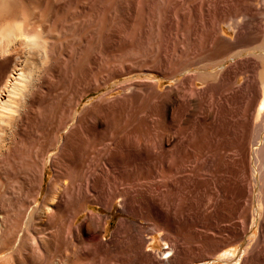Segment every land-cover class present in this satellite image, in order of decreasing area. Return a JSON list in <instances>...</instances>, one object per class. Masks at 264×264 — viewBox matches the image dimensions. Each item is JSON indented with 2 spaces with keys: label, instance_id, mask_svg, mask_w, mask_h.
I'll use <instances>...</instances> for the list:
<instances>
[{
  "label": "rangeland",
  "instance_id": "1",
  "mask_svg": "<svg viewBox=\"0 0 264 264\" xmlns=\"http://www.w3.org/2000/svg\"><path fill=\"white\" fill-rule=\"evenodd\" d=\"M159 1L145 0L143 19L130 21L143 33L130 29L125 76L113 75L103 90L111 92L110 107L95 128L96 137L106 130L112 143L124 135L128 154L113 165L108 185L87 195L78 229L69 224V206L63 210V263L264 264L261 183L249 165V148L264 133V114H255L260 65L253 56L208 59L219 38L239 47L255 37L250 50L260 46L264 0H171L168 12V1ZM133 37L145 54L158 48L159 59L132 51ZM208 68L217 84L191 73ZM147 78L158 81L157 95ZM49 177L47 170L45 184ZM90 212L103 224L95 240L79 227Z\"/></svg>",
  "mask_w": 264,
  "mask_h": 264
},
{
  "label": "bare ground",
  "instance_id": "2",
  "mask_svg": "<svg viewBox=\"0 0 264 264\" xmlns=\"http://www.w3.org/2000/svg\"><path fill=\"white\" fill-rule=\"evenodd\" d=\"M167 1L168 12L174 0ZM147 6L145 0H0V264H64L63 210L69 206V224L78 229L75 223L88 207L87 195L108 185L113 165L128 154L124 135L112 143L106 130L96 137L95 128L109 106L111 92L103 90L114 78L125 76L130 29L143 33L140 24L134 28L130 21L138 18L140 23ZM262 34L260 46L247 54L260 65L256 116L264 114ZM135 40L132 51L146 60L159 59L158 48L145 54ZM257 40L249 38L241 44ZM236 47L219 38L206 57L211 60ZM235 53L237 57L242 51ZM214 67L221 69L219 64ZM205 70L191 73L201 83L217 84L216 71ZM147 79L157 95L158 81ZM94 93L98 98L84 104ZM164 104L169 108L172 103ZM253 142L249 165L261 183L256 196L261 205L264 133ZM47 170L50 177L45 184ZM85 219L79 227L95 233L91 238L95 240L102 220L91 212Z\"/></svg>",
  "mask_w": 264,
  "mask_h": 264
},
{
  "label": "crops",
  "instance_id": "3",
  "mask_svg": "<svg viewBox=\"0 0 264 264\" xmlns=\"http://www.w3.org/2000/svg\"><path fill=\"white\" fill-rule=\"evenodd\" d=\"M226 40V39H225ZM228 42L231 44V41L230 40H228ZM237 45V44H236ZM252 45V44H251ZM251 45H245V44H241V46H239V47H245V46H248V47H246V48H244V49H246V50H244V49H238L239 47H236V48H233V49H231L230 51H228L227 53H225L224 54V56H225V58H223L224 59V61H226L227 59L228 60H233V59H235L236 58V56H234L236 53H235V51H237V53L241 50L242 51V54L240 55V56H244V57H246L245 59H248V57H251V56H247V54L248 53H250L251 52V50H250V47H251ZM232 53V54H231ZM244 53V54H243ZM227 55V56H226ZM246 55V56H245ZM232 56V57H231ZM237 57H239V56H237ZM259 99V97H257V100Z\"/></svg>",
  "mask_w": 264,
  "mask_h": 264
},
{
  "label": "water",
  "instance_id": "4",
  "mask_svg": "<svg viewBox=\"0 0 264 264\" xmlns=\"http://www.w3.org/2000/svg\"><path fill=\"white\" fill-rule=\"evenodd\" d=\"M168 256V252L163 254V257H167Z\"/></svg>",
  "mask_w": 264,
  "mask_h": 264
},
{
  "label": "built area",
  "instance_id": "5",
  "mask_svg": "<svg viewBox=\"0 0 264 264\" xmlns=\"http://www.w3.org/2000/svg\"><path fill=\"white\" fill-rule=\"evenodd\" d=\"M166 253V252H165Z\"/></svg>",
  "mask_w": 264,
  "mask_h": 264
}]
</instances>
